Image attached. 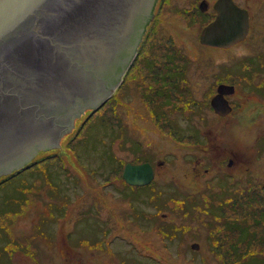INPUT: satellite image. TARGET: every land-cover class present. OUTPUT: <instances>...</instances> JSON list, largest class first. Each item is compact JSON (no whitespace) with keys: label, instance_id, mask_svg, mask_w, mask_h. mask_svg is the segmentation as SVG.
Returning a JSON list of instances; mask_svg holds the SVG:
<instances>
[{"label":"rangeland","instance_id":"rangeland-1","mask_svg":"<svg viewBox=\"0 0 264 264\" xmlns=\"http://www.w3.org/2000/svg\"><path fill=\"white\" fill-rule=\"evenodd\" d=\"M238 1L250 8L253 17L254 35L244 50L264 49V0ZM193 3L194 0H163L161 15L157 13L156 4L144 48H153L155 52L152 54L157 55L173 47H181L185 52L183 47H186L194 59L188 63V77L195 91L200 94L212 81L210 73L218 70L221 66L218 63L226 61V57L214 50L205 51L198 47L195 36L200 33L202 26L187 24L186 11L191 10ZM180 9L181 12H175ZM157 21L159 24L155 26ZM225 63L232 65L230 61ZM138 68L131 66L129 73L123 75L115 95L92 113L90 108H86L78 116L74 115L65 138L55 147L44 149L31 158L30 162L36 163L34 172L24 169L17 173L15 169L7 175L9 178L5 174L0 175V217L4 216L5 211L14 210L25 195L33 193L29 179H38L32 181L34 183L51 178L62 192L64 188L67 193L85 192L87 189L90 197L100 195L99 209L103 212L100 211L98 218L91 222L96 227V222L107 220V227H111V231L106 234L99 228L91 231L88 228L83 231V235L97 236L99 241L101 235L104 240L111 235L118 236L113 241V259L119 261L126 258L128 262L117 264H242L225 258L230 241L222 242L221 247L218 244L216 246L218 235L214 232L223 231L222 223L227 219L240 217L244 210L243 199L249 198L253 208L264 207V198L258 195L261 192L259 184L247 185L240 196L235 181L237 173H246H239L244 177L251 170L264 179V151H257L258 159L254 153L255 134L263 130L262 126L251 127L245 121L239 124L234 115L224 122L205 110L195 111L191 120L177 117L172 122L169 106L159 108L162 114L155 116L153 101L140 97L139 87L144 80L137 79L141 76L136 70ZM159 114L164 118L159 119ZM237 127H241L243 140L238 150L240 158L229 167L227 158L230 151L232 157L235 149L232 133ZM198 130L200 136L196 134ZM187 131H194V135L181 137L180 134ZM139 160L161 163L154 165L157 172L155 188L160 191L154 199H149L153 190L134 192L126 188L120 193V185L115 187L122 165L127 161ZM42 168H47L45 175L42 174ZM246 168L250 170L244 171ZM105 179L113 182V189L109 187L107 192L101 190V183ZM66 182L74 185L67 188ZM36 186L43 185L38 183ZM220 190L223 191L221 195ZM41 194L32 195L37 204L47 196L46 190ZM222 201L228 203L223 213L219 209V202ZM34 210L33 207L30 216ZM31 220L26 218L18 222L21 226L19 224L16 229L23 238L31 232ZM9 224L5 221V225ZM171 225H179L188 231L177 237H168ZM70 226L76 229L73 221ZM192 243H198L199 248L191 249ZM38 246L45 255L42 254V258L46 264H65L55 250L43 251L44 248ZM63 250L68 257L71 255L70 250ZM79 250H75L74 256L79 257L83 253L93 258L84 250ZM260 252L264 255V248L260 244L255 245L242 258L243 264H251L249 261L258 258ZM96 253L100 256L105 252L97 250ZM0 264H10L7 258L2 257L1 248Z\"/></svg>","mask_w":264,"mask_h":264},{"label":"water","instance_id":"water-1","mask_svg":"<svg viewBox=\"0 0 264 264\" xmlns=\"http://www.w3.org/2000/svg\"><path fill=\"white\" fill-rule=\"evenodd\" d=\"M156 2L0 0V175L55 147L70 131L74 115L109 98ZM215 7L221 12L203 28L200 41L224 45L244 37L247 12L239 9L240 16L233 19L232 0H218ZM212 104L229 110L220 96ZM153 176L149 162L126 163L122 171L130 185H146Z\"/></svg>","mask_w":264,"mask_h":264},{"label":"flooded vegetation","instance_id":"flooded-vegetation-1","mask_svg":"<svg viewBox=\"0 0 264 264\" xmlns=\"http://www.w3.org/2000/svg\"><path fill=\"white\" fill-rule=\"evenodd\" d=\"M162 1L163 0L159 2V0H157L156 2L158 5L157 13L160 15ZM217 1L218 0H194L191 10L186 11L187 24H192L194 26L201 24L202 31L206 25L219 16V12L221 11L219 9L217 10L215 7ZM232 2L237 6L231 15L233 19L240 16V8L247 11L249 20L248 33L243 38L237 39V41L235 40L234 43L228 44V42H226L224 45H221L223 44L221 41L213 40L208 43H202L200 41L201 31L199 34H196L195 40L199 48H203L205 51L211 49L226 57V61L218 63V65H221L218 70L210 73L212 81L200 94L197 93V90L195 91L193 83L188 77V63L194 59L191 58L192 55L188 52L186 47H183L185 48V52L181 47H173L170 48L168 52L163 50L157 55L152 54V52H155L153 48L151 49L149 46H147V49L144 48L147 42L150 24L155 16L156 4L153 10V16L146 26L144 35L136 48L135 55L124 74L126 76L129 73V68L133 65L137 68L139 67L136 70H139L144 80L139 87L142 100L144 93L150 95L152 99H158L163 96V108L164 106L170 107L169 110L171 112L169 114L172 122L173 120H177V117L191 120L195 111L205 110L208 113L211 112L214 117H218L224 122H228L234 115L239 124H244L245 121L249 122L251 127L254 125H261L263 130L257 131L254 139L256 146L254 153L256 159H258L259 156H257V151H264V49L253 48L251 51L244 50V47H248L254 35L253 17L247 5L241 4L238 0H232ZM175 12H181V9L175 10ZM191 17L193 19H191ZM158 24L159 22L157 21L155 26H158ZM228 58L231 59L229 61L232 62V65H227V63H225L229 62ZM147 80L148 82L144 84ZM155 86H157L158 89H155ZM166 96L168 97L164 99ZM218 96H220L221 101L223 99L227 102L229 110H227L226 106L222 109L220 107V109L217 110L212 104V100L218 98ZM145 97L144 95V99ZM217 111L224 112L225 114L221 115ZM237 129H233L232 133L235 138V149L232 151V157L231 151L229 152L230 156L227 158V165L229 167L234 164L236 159L240 158V152L238 150L243 142L242 130L241 127H237ZM201 130L204 131L203 129ZM199 133L200 130H198L196 134L200 136ZM189 134L194 135V131H187L180 135L182 137L183 135L189 136ZM149 162L153 165V168L154 165L161 164L159 161L157 163ZM42 170V174L45 175L47 168H42ZM247 170L249 171L250 169H244V171ZM241 172L242 171L239 173L242 175L244 172ZM239 173L235 175L236 191L239 195L242 196V192L245 191L244 189L247 185L256 183L259 184V189L261 190L258 195L264 198V179L255 175L252 170L251 172H247V176L244 177L239 175ZM156 174L157 172L154 168L153 180L145 186L130 185L120 177L115 187L120 185V187H118V192L120 193L126 188L132 189L134 192L146 189L153 190L154 193L150 195L149 199H154L159 196L158 192H160L155 188ZM37 180L36 178L29 179L33 193L25 195L24 199L16 205L14 210L5 211L3 214L4 216L0 217V248L2 257L7 258L10 264H17L18 262L26 264H46L45 259L42 258L43 253L38 246L40 245L44 248L43 251L55 250L65 264H117L118 262H128L126 258L119 259V261L113 259V241L114 237L118 236L111 235L104 240L101 235L99 237L101 240L99 241L97 236L83 235V231H86L88 228L90 231L99 228L102 233L105 232L106 234L111 231V227H107V220L100 221L99 223L96 222V227L91 222L94 218H98V213L101 211V209H99V202L101 200L99 194L90 197L87 189H85V192L73 191L72 193H67V189L64 188L62 192L51 178L44 179L42 182L32 183V181ZM74 180L75 179H73V182ZM111 181L110 179H105L101 183V190L107 192L113 189L111 185L113 182ZM38 183H41L43 186H36ZM66 185L67 184H65V186ZM71 185L73 186L74 183H71ZM44 190H46L45 195L47 196L40 204H37V200L34 199L32 195H42L41 192ZM35 192L38 195H36ZM243 200L246 202L249 198ZM243 200L239 199L240 202H243ZM28 207L29 209H27ZM33 207L35 209L34 214L30 216V211ZM255 208H257V206H255ZM245 211L247 210L244 209L240 213L239 219H243V216H247L243 215ZM262 215H264V213ZM262 215L259 214V216H256L253 214L249 220L250 223L255 222L254 218L261 219ZM26 218H32L29 226L31 232L29 236L23 238L22 235L18 234L16 227L20 224L18 223L19 221H24ZM5 221L6 224L10 222L11 224L5 225ZM72 221L76 229L71 228L70 224ZM248 223L249 222L246 221V225ZM19 226H21V224ZM24 227L26 228V225ZM244 227H246L245 224L238 226L241 233ZM248 228L250 231V225ZM250 232L253 233L252 230ZM251 237L252 234L250 235V238ZM251 241V248L259 244L261 248H264V230H260L257 236H253V240ZM63 249L70 250L71 255L68 257ZM75 250H84L93 258L85 256L83 253L79 257L74 256ZM97 250H102L105 253L98 256L96 253ZM43 256L45 257L44 254ZM259 258L263 261L261 264H264V255L262 252H260V256L257 259Z\"/></svg>","mask_w":264,"mask_h":264},{"label":"trees","instance_id":"trees-1","mask_svg":"<svg viewBox=\"0 0 264 264\" xmlns=\"http://www.w3.org/2000/svg\"><path fill=\"white\" fill-rule=\"evenodd\" d=\"M139 79L142 80V76L139 77ZM154 88L158 89L157 86H155ZM113 95H115V93ZM144 95L146 96L145 99H147L149 101H153L152 102L153 107L156 109V111L154 113L156 114L155 116H158V113H160L159 108H161V107L163 108V105H162L163 96H161V98H158V99L157 98L152 99L150 95L145 94V93H144ZM144 95H143V100H144ZM140 97L142 98L141 94H140ZM167 97L168 96L164 97V99ZM90 112L92 113L93 111H90ZM160 114H162V113H160ZM160 114H159V119L163 117ZM68 135H71V134H68ZM187 137H190V136H187ZM39 163H42V162H39ZM35 166H36V163L30 162L27 165H25L23 168L16 170V172L20 173L24 169H29V171L34 172L36 170ZM10 176H12V175H10ZM7 178H9V177L7 176ZM152 183H154V182H152ZM69 186H71V184L67 183L66 187L69 188ZM220 191H221L220 195L223 194V191L222 190H220ZM234 200L237 201L238 199L235 197ZM243 203H244L243 209L247 210L244 212L243 215H247V216H243L244 217L243 219H239V217L237 219H227L226 218L227 220L222 223L224 230L221 232H219V231L214 232L215 234L218 235L217 241L215 243L216 246L218 244L219 247H221L223 245L222 242L226 243L227 241H230V244L228 246L229 252L227 253V257H225V258H231L233 262H239L242 264L244 262V260L242 258L247 256L249 254L250 250L252 249L251 248V244H252L251 240H253V236H255V235L257 236L258 233L260 232V230L261 231L264 230V215H262L264 213V208H255L256 209L255 210L253 207H251V201H249V200L246 202H243ZM227 205H228V203L226 201L219 202V209L222 211V213L227 208L226 207ZM234 208L236 209V207H234ZM253 209H254V211H253ZM253 214L256 216H259V214H261L262 217H261V219L260 218H254L255 222L250 223L249 220ZM220 218H221V220H223L222 216H220ZM246 221L249 222L247 225H246ZM241 224L242 225L245 224V226H246L242 229V233H241V230L238 229V226ZM249 225H250V231L252 230L253 233H251L248 230ZM170 230H171V233L168 234V237H171V238L177 237L180 233H185L186 231H188L187 229L183 230L182 227L179 225L178 226L174 225L173 227L171 225ZM251 234H252V237L250 238ZM163 235H165V233H163ZM238 235H239V237H238ZM190 248H191V245H190ZM230 255H232V256H230ZM249 262L250 263L252 262L251 264H261L263 261L260 258L259 259L256 258L255 260H250Z\"/></svg>","mask_w":264,"mask_h":264},{"label":"bare ground","instance_id":"bare-ground-1","mask_svg":"<svg viewBox=\"0 0 264 264\" xmlns=\"http://www.w3.org/2000/svg\"><path fill=\"white\" fill-rule=\"evenodd\" d=\"M14 176V175H13Z\"/></svg>","mask_w":264,"mask_h":264}]
</instances>
